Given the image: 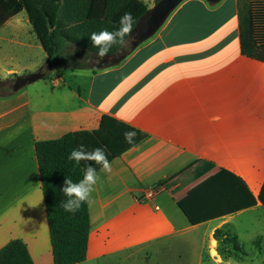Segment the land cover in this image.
<instances>
[{"label": "crops", "instance_id": "crops-1", "mask_svg": "<svg viewBox=\"0 0 264 264\" xmlns=\"http://www.w3.org/2000/svg\"><path fill=\"white\" fill-rule=\"evenodd\" d=\"M218 3L183 1L151 38L105 57L109 67L93 62L52 73L49 61L41 79L49 78L51 87H14L35 71L24 67L29 73L21 75L10 65L9 77L0 79H15L12 91L0 95V250L20 240L34 264H54L36 143L97 130L110 115L144 139L111 162L110 174L100 173L89 207L87 259L78 264H117L118 258L131 264L135 257L149 262L153 255L161 264H176L183 234L196 264L203 257L220 261L215 230L228 226L235 235L237 217L264 209L258 200L264 186V63L241 52L237 0ZM22 12L0 26L1 44H21L17 35L4 34L14 23L13 31L34 33L37 46L33 27L18 19ZM26 22L31 25L28 15ZM76 50L65 46L75 61L97 59ZM193 164L215 168L197 178ZM244 185L254 206L190 222L235 190L227 207L246 202L239 192ZM202 226V236H188Z\"/></svg>", "mask_w": 264, "mask_h": 264}, {"label": "trees", "instance_id": "trees-1", "mask_svg": "<svg viewBox=\"0 0 264 264\" xmlns=\"http://www.w3.org/2000/svg\"><path fill=\"white\" fill-rule=\"evenodd\" d=\"M159 0H156L157 3ZM239 18V38L243 55L264 63V0H237ZM151 6L145 0H0V26L22 11H26L37 38L48 56L53 68L60 67L66 58L65 46H77L76 54L96 55L98 49L90 41L92 32L102 29L113 31L119 27V19L125 12L133 14L136 21L148 13ZM133 28V29H134ZM126 39H129L126 38ZM124 49L116 45L111 49V57ZM71 60V57L68 59ZM67 64V62H65ZM105 59L99 67H109ZM135 131L133 143L126 142L124 133ZM144 139V134L110 115H104L99 128L94 131L67 133L58 139L38 141L36 154L45 197L47 220L53 248L54 264H78L87 259L90 235L89 206L84 204L75 213L66 212L61 201L67 197L61 192L66 177L74 182L83 178L88 162L79 165L68 159L69 154L81 144L88 151L96 147L106 150L112 162ZM193 164L190 166L194 167ZM97 171L100 166L95 165ZM197 178L212 171L215 166L207 164L200 170L195 166ZM245 186V185H244ZM246 196V202L227 207L234 200L238 190L228 194L213 205L202 209L190 217L192 224H199L216 217L228 215L254 206L256 199L248 188H239ZM258 200L264 206V186ZM214 238L219 244L218 252L226 256L243 252L237 237L228 226L218 228ZM222 246V247H221ZM221 247V248H220ZM0 264H34L26 245L20 240L9 242L0 250Z\"/></svg>", "mask_w": 264, "mask_h": 264}, {"label": "rangeland", "instance_id": "rangeland-1", "mask_svg": "<svg viewBox=\"0 0 264 264\" xmlns=\"http://www.w3.org/2000/svg\"><path fill=\"white\" fill-rule=\"evenodd\" d=\"M145 1L152 8L155 5L156 0H145ZM232 2L233 0H221L218 4L230 5ZM26 18H27L26 11H23L18 17V19L23 23L24 26H26L29 29H32V26L26 22ZM13 25H11L9 29H5L6 32H4V34L5 35L11 34L13 36L17 35V37L19 38L16 39L19 40L21 44L0 43V79H2L3 77H9V75H7V70L11 68L10 65L20 70L21 75H25V74L27 75L29 73V71L24 72L23 70L24 67H31L32 69L31 71L32 72L35 71L34 73H36V71L48 73L51 67L50 65H48L49 60L47 54L44 52L43 47L38 41V39L36 41L37 46H35L34 33L30 32L32 33V35H30V33H28V30L26 28L23 29L21 33H19L18 30L13 31ZM135 40L136 38L130 37L128 39V44L126 46V49H129L132 46L133 42H135ZM29 41H31L32 46L24 45V43L29 44ZM70 53L71 51L66 52V55L69 58L72 56L70 55ZM69 58H66L65 61L61 63L62 65L60 67L55 68V70L57 71L51 69V72L64 73L67 72L66 67H72L74 69H78V65L80 64L89 66L92 65L90 61L93 62L95 61L92 58H82V59H78L77 61H75L72 58L71 60H68ZM65 62H67V64ZM14 80L15 79L9 80L6 83L0 82V95L9 94L12 91ZM46 86L51 87V82L49 78L39 79L35 82L27 84L28 89L31 91L33 90V88H37V87L41 88ZM234 224H235V228H233L232 231L237 236L239 244L243 248V252H236L238 254L236 256L235 255L226 256L218 252L219 249V244H218L217 252L220 256V261L217 262L207 257H203L201 259L202 264H264V209L260 208L257 210L248 211L247 213H244L243 215L237 217L234 220ZM200 228L201 229L196 230L194 233H190L188 236L194 234L202 236L201 234H204L203 230L206 229V226H202ZM186 236H187L186 234L182 235L181 243L183 244V247L180 250V254H178L179 256L177 255L174 258L176 260V264H196L195 257H193L192 251L188 250V248L184 245L187 242ZM122 259L118 258L114 260L116 261L115 263L117 264H130L128 261H125L124 258ZM149 259H150L149 262H147L146 259H139L138 257H135L132 259L131 264H161L162 263L161 258H158L157 255H153L149 257Z\"/></svg>", "mask_w": 264, "mask_h": 264}, {"label": "clouds", "instance_id": "clouds-1", "mask_svg": "<svg viewBox=\"0 0 264 264\" xmlns=\"http://www.w3.org/2000/svg\"><path fill=\"white\" fill-rule=\"evenodd\" d=\"M119 27L113 31L102 29L99 32H92L89 36L94 47L98 49L97 59L94 63L99 64L109 53L113 46L119 45L121 48L128 44V37H131L133 28L136 23L134 16L130 12H125L119 19ZM93 63V61H90ZM136 137L135 131H127L124 133L126 142L133 143ZM70 161H74L79 165L82 161L88 162L84 168L83 178L77 182L66 177L61 188V192L66 200H62L61 207L70 213H75L80 210L81 206L87 204L89 207L94 203L93 193L96 191V186L101 182L100 173L110 174L112 172V163L108 159L107 152L102 147L88 151L86 146L81 144L78 148L71 151L68 156ZM95 165H99V172Z\"/></svg>", "mask_w": 264, "mask_h": 264}, {"label": "water", "instance_id": "water-1", "mask_svg": "<svg viewBox=\"0 0 264 264\" xmlns=\"http://www.w3.org/2000/svg\"><path fill=\"white\" fill-rule=\"evenodd\" d=\"M185 0H159L155 5L148 11L146 15H144L137 26L133 29V33L131 37L136 38L135 42H133V46L137 47L139 44L144 42L145 40L151 38L172 12ZM208 3L216 4L221 0H205ZM130 38V37H129ZM43 77L42 72H37L30 74L26 78L23 79L22 84H17L14 87H19L20 85L28 84L31 82H35Z\"/></svg>", "mask_w": 264, "mask_h": 264}, {"label": "flooded vegetation", "instance_id": "flooded-vegetation-1", "mask_svg": "<svg viewBox=\"0 0 264 264\" xmlns=\"http://www.w3.org/2000/svg\"><path fill=\"white\" fill-rule=\"evenodd\" d=\"M16 83L22 84L23 83V80L22 79H18V80H16Z\"/></svg>", "mask_w": 264, "mask_h": 264}, {"label": "bare ground", "instance_id": "bare-ground-1", "mask_svg": "<svg viewBox=\"0 0 264 264\" xmlns=\"http://www.w3.org/2000/svg\"><path fill=\"white\" fill-rule=\"evenodd\" d=\"M214 252V251H213ZM215 254V253H214Z\"/></svg>", "mask_w": 264, "mask_h": 264}]
</instances>
